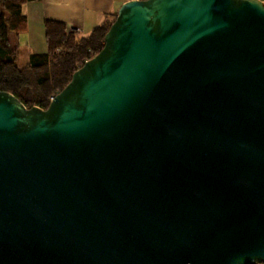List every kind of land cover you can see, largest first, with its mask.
Masks as SVG:
<instances>
[{"label": "water", "instance_id": "1", "mask_svg": "<svg viewBox=\"0 0 264 264\" xmlns=\"http://www.w3.org/2000/svg\"><path fill=\"white\" fill-rule=\"evenodd\" d=\"M262 261L263 0H126L46 108L0 90V264Z\"/></svg>", "mask_w": 264, "mask_h": 264}, {"label": "trees", "instance_id": "2", "mask_svg": "<svg viewBox=\"0 0 264 264\" xmlns=\"http://www.w3.org/2000/svg\"><path fill=\"white\" fill-rule=\"evenodd\" d=\"M27 1L35 0H0V90L11 92L26 107L46 108L49 97L69 82L72 72L101 49L116 11L86 34L68 30L61 20L45 18L46 50L31 53L28 62L20 66V53L11 44L9 33L25 30L23 5Z\"/></svg>", "mask_w": 264, "mask_h": 264}, {"label": "crops", "instance_id": "3", "mask_svg": "<svg viewBox=\"0 0 264 264\" xmlns=\"http://www.w3.org/2000/svg\"><path fill=\"white\" fill-rule=\"evenodd\" d=\"M126 0H35L27 1L23 5L26 15V28L16 34L12 32L13 46L29 48L31 53L46 50L43 30L45 18L57 19L69 25H77L79 33H88L103 18L117 11ZM10 34V33H9ZM20 53V51H19Z\"/></svg>", "mask_w": 264, "mask_h": 264}, {"label": "rangeland", "instance_id": "4", "mask_svg": "<svg viewBox=\"0 0 264 264\" xmlns=\"http://www.w3.org/2000/svg\"><path fill=\"white\" fill-rule=\"evenodd\" d=\"M10 40L13 42V38H12V32H10ZM29 48H26L25 46L19 47V51H20V56L19 59L17 61L18 65H24L25 63L28 62V53H29Z\"/></svg>", "mask_w": 264, "mask_h": 264}, {"label": "built area", "instance_id": "5", "mask_svg": "<svg viewBox=\"0 0 264 264\" xmlns=\"http://www.w3.org/2000/svg\"><path fill=\"white\" fill-rule=\"evenodd\" d=\"M68 30L79 32V27L77 25H69ZM51 98H52V95L49 97V99ZM256 264H264V261L256 263Z\"/></svg>", "mask_w": 264, "mask_h": 264}]
</instances>
